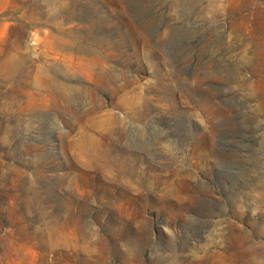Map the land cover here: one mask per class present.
Listing matches in <instances>:
<instances>
[{"label":"rangeland","instance_id":"obj_1","mask_svg":"<svg viewBox=\"0 0 264 264\" xmlns=\"http://www.w3.org/2000/svg\"><path fill=\"white\" fill-rule=\"evenodd\" d=\"M0 264H264V0H0Z\"/></svg>","mask_w":264,"mask_h":264}]
</instances>
